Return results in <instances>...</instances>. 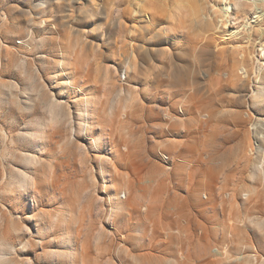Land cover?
I'll return each mask as SVG.
<instances>
[{"label":"rangeland","instance_id":"rangeland-1","mask_svg":"<svg viewBox=\"0 0 264 264\" xmlns=\"http://www.w3.org/2000/svg\"><path fill=\"white\" fill-rule=\"evenodd\" d=\"M175 1L0 0V264H264L259 26Z\"/></svg>","mask_w":264,"mask_h":264},{"label":"bare ground","instance_id":"bare-ground-1","mask_svg":"<svg viewBox=\"0 0 264 264\" xmlns=\"http://www.w3.org/2000/svg\"><path fill=\"white\" fill-rule=\"evenodd\" d=\"M210 6L212 10V14L210 15H201L199 7L191 5L188 0H176L173 3V9H174V16L177 19H180L181 17H196L199 18V21L204 22V24L207 25H213L216 33L220 35H228V39H237V36L240 35V33L230 31V25L233 22L234 24H237L238 21H243V24H238V29L240 26H243L242 33L247 34L245 38L247 41H250L251 39V33H253L252 29L255 28V26H259L258 28V36L259 39L255 43L258 45L259 48V58H257L258 61H263L261 64L264 66V29L260 26L262 23H264V0H210ZM208 3V5H209ZM171 17V16H170ZM229 23V24H228ZM228 25V26H227ZM230 26V27H229ZM229 29V30H228ZM257 32V30H256ZM241 38V37H240ZM228 39H225L228 41ZM238 47V46H237ZM237 50V64L243 65L245 54L243 51L239 50L238 48H235ZM223 58L225 59V50L222 52ZM234 53V52H233ZM131 66H134L133 63L130 64ZM245 75L248 76V73L245 68H242ZM263 68H260L257 73H255V82H256V88L253 90V104L254 105H260L264 106V72ZM85 131H87L88 126H84ZM264 130V129H263ZM264 135V132H263ZM39 139H41V136H37ZM253 150L248 149L247 155H252ZM28 161V157H26ZM256 169H260V172L264 173V159L262 160L261 164L256 167ZM34 182L30 176L27 177L26 174L23 175L22 178V184L25 185H31L34 186ZM125 198V196H124ZM119 195H115L114 197L109 198L108 205L111 206V212H115V214L118 213L119 210H121V203H120ZM53 219L52 221H54ZM58 223V219H57ZM62 224L64 222L62 221ZM50 229V228H49ZM50 233V232H49ZM72 253L65 254L64 258H69L70 262L69 264H72L73 258L75 257V250L71 246ZM161 263H163V260H160Z\"/></svg>","mask_w":264,"mask_h":264},{"label":"built area","instance_id":"built-area-1","mask_svg":"<svg viewBox=\"0 0 264 264\" xmlns=\"http://www.w3.org/2000/svg\"><path fill=\"white\" fill-rule=\"evenodd\" d=\"M256 121L260 120L257 119ZM263 129L264 128H256V122L250 127V131L254 136H263Z\"/></svg>","mask_w":264,"mask_h":264}]
</instances>
